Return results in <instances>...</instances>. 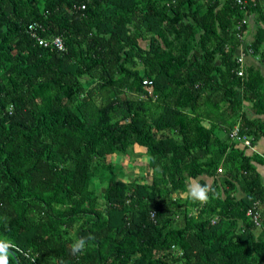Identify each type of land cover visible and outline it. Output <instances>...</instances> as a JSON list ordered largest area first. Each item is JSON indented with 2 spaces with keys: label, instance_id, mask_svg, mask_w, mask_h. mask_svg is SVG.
Segmentation results:
<instances>
[{
  "label": "trees",
  "instance_id": "1",
  "mask_svg": "<svg viewBox=\"0 0 264 264\" xmlns=\"http://www.w3.org/2000/svg\"><path fill=\"white\" fill-rule=\"evenodd\" d=\"M243 1L0 0L10 264H264V156L232 137L236 126L252 145L264 136L249 115L264 114V74L237 62L247 14L264 61V12ZM136 145L148 175L122 166ZM203 176L219 194L206 204L186 195Z\"/></svg>",
  "mask_w": 264,
  "mask_h": 264
},
{
  "label": "clouds",
  "instance_id": "2",
  "mask_svg": "<svg viewBox=\"0 0 264 264\" xmlns=\"http://www.w3.org/2000/svg\"><path fill=\"white\" fill-rule=\"evenodd\" d=\"M250 18H251V15H248V14L246 15V17L243 18V19L247 20V24L244 25L242 31L238 30V24L243 19L241 21H239L238 24H237V31L239 32L238 35H239V37L241 38V40L243 42V43H241L239 45V48H238V50H242V51H240V52L238 51L237 62L240 63L241 65H243L244 67H245V57H246V55L248 53H250L252 51V49H250V45H248L247 47L245 46V48H244L245 33H246L247 29H248ZM239 72H242V71H239ZM242 74H243V72L240 75H242ZM236 130H238V135H239L238 126H236V129L234 131H236ZM234 138H236V137H234ZM241 138H243L244 140H241ZM236 139H239L238 143H242L244 145L243 147H247L248 150L251 148V146H253L252 143H251V139L249 137H247V136H240L239 138H236ZM246 140L249 141L248 144L246 143ZM220 169L221 168H219V171L222 172V169L221 170ZM210 192L213 193L214 195H217V196L219 195L215 191V189H213L207 183L201 184V183H199L196 180H192L190 182H187L186 195H187V198L190 199L193 202H199L200 204L208 203L209 200H210V195H209ZM153 216H154V214H153ZM216 219H217V217H215L213 219V222H215ZM261 225H262V222H261ZM256 226H258V225H256ZM258 227H262V226H258ZM92 239H93V237L91 236V234H89V236H87V237L79 236V237L73 238L72 243L70 245L71 253L74 254V255L75 254H84L86 252V250H87L89 241L92 240ZM15 248H16V245L9 238L0 237V264H10V256L12 254H14ZM33 264H34V261H33Z\"/></svg>",
  "mask_w": 264,
  "mask_h": 264
},
{
  "label": "crops",
  "instance_id": "3",
  "mask_svg": "<svg viewBox=\"0 0 264 264\" xmlns=\"http://www.w3.org/2000/svg\"><path fill=\"white\" fill-rule=\"evenodd\" d=\"M262 4V10L264 12V0L261 1ZM253 18V19H252ZM260 24V23H259ZM264 26V25H263ZM257 28H258V24L255 22L254 20V16H251L250 20H249V26L248 29L245 33V41H244V48L245 46L247 47L248 45H250L255 37V34L257 32ZM243 43V42H242ZM239 52L242 50H238ZM245 66H253L258 68L259 70L262 71V73L264 74V61H262L259 57V55L254 54L252 51L250 53H248L245 57ZM249 115L251 117H261L264 120V114L263 115H256L255 113H253L251 110H249ZM241 147H243L244 145L242 143H239ZM254 152L259 153L260 155L264 156V136H262L255 145L251 146V148L248 150L247 148V154H253ZM143 153L142 151L138 152V154ZM144 159H148V157L146 155H143ZM149 160L146 161V163L148 164ZM256 167L257 170L260 172L261 177H262V181L264 183V165L263 164H258L256 163ZM192 180H196L199 183L202 184V181L206 182L207 184H209L210 186L213 185L214 182V177H209V176H203V177H198L196 179H190L188 182L192 181ZM238 196H243L244 193L241 189L238 190L237 192ZM262 231L259 229V227L256 228L255 230V234L258 236L260 235Z\"/></svg>",
  "mask_w": 264,
  "mask_h": 264
},
{
  "label": "rangeland",
  "instance_id": "4",
  "mask_svg": "<svg viewBox=\"0 0 264 264\" xmlns=\"http://www.w3.org/2000/svg\"><path fill=\"white\" fill-rule=\"evenodd\" d=\"M132 149H133V147H132ZM134 149L136 150V152H140V151H142L143 153H139V154H131V156L129 157V156H125L124 158H123V160L124 161H122V156L121 155H116L115 157H113L115 160H120V161H122V166H124L125 168H126V173L128 174V175H130V176H138V175H141V174H143V175H148L149 174V172H148V170H142V169H140V167L138 166V165H140V166H147L148 164L146 163V161H148V159L146 158V159H144V157H143V155H146L147 157H148V155H147V153L145 152V150L141 147V146H139V145H136L135 147H134ZM121 157V158H120ZM118 163V162H117ZM129 163H130V165L131 166H129ZM147 168V167H146ZM148 178H149V176H148Z\"/></svg>",
  "mask_w": 264,
  "mask_h": 264
},
{
  "label": "built area",
  "instance_id": "5",
  "mask_svg": "<svg viewBox=\"0 0 264 264\" xmlns=\"http://www.w3.org/2000/svg\"><path fill=\"white\" fill-rule=\"evenodd\" d=\"M238 2L240 4H244L245 2L243 0H238ZM247 24V20L246 19H243L239 24H238V30L239 31H242L244 25ZM57 42H59L60 44V41L57 40ZM242 60V59H241ZM242 72H239V74H241ZM147 83V81L145 82ZM233 137H236V138H239L240 136L238 135V130L234 131L233 132ZM241 140H244L243 138H241ZM246 143L248 144L249 141L246 140ZM221 170V169H220ZM247 215L255 222L256 225L258 226H262L261 225V216H260V213L258 211L255 210V208H249L248 211H247Z\"/></svg>",
  "mask_w": 264,
  "mask_h": 264
}]
</instances>
